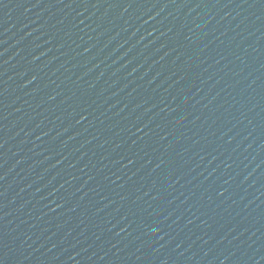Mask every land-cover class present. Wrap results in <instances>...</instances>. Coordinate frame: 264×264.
I'll use <instances>...</instances> for the list:
<instances>
[{"label":"water","instance_id":"95a60500","mask_svg":"<svg viewBox=\"0 0 264 264\" xmlns=\"http://www.w3.org/2000/svg\"><path fill=\"white\" fill-rule=\"evenodd\" d=\"M0 264H264V0H0Z\"/></svg>","mask_w":264,"mask_h":264}]
</instances>
